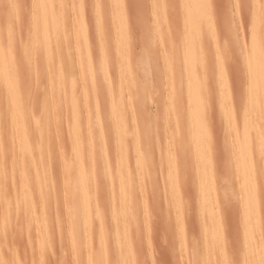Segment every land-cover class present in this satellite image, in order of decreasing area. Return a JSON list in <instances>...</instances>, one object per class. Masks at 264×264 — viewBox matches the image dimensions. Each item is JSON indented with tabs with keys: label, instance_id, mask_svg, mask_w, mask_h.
<instances>
[{
	"label": "rangeland",
	"instance_id": "374dc122",
	"mask_svg": "<svg viewBox=\"0 0 264 264\" xmlns=\"http://www.w3.org/2000/svg\"><path fill=\"white\" fill-rule=\"evenodd\" d=\"M95 1L46 0L41 5V0H0L2 45H6L8 39L14 45L12 49L14 47L15 53L20 51L22 55L25 50L28 54H23L19 59L15 57L18 66L23 65L18 71V78L28 74V77L24 76L20 80L21 87L25 89L21 88L20 93L25 91L23 96L26 94L25 100L20 99L26 101L21 105L26 104L23 109H26L29 119H38L39 114L35 112L45 109L39 119L45 117L50 129L48 135H60L53 139L48 136V141L56 143V149L54 145L44 148V153L48 149L50 157L54 153L53 159L49 158L50 163L62 157L59 161L62 163L56 162V165L59 163L62 166L65 163L66 169L62 166L65 171L56 169L60 167L55 163L50 164L53 168L55 166L57 175H52L54 172L50 167L53 181L58 186V182L64 183L60 181L64 175L60 173L62 170L68 183L65 186H70L71 179L78 175L74 160V154L78 153L82 160L81 166L85 169L82 173L85 179L81 181L83 178L80 177V183L74 181L76 185L81 184L92 190L90 194L95 199L96 190L97 193H103L107 186L109 199L113 200H110L113 206L109 205L112 207L111 215L117 217L113 216L115 220L122 217L117 222L120 226L115 227L111 223V227H120V231L125 227V241L133 264H156L158 258L170 264H196V261L201 264H228L235 257L247 264H264V106L260 102L264 103V89H261L264 87V53L259 52L264 51V12L260 9V0H207L209 3L197 0L199 3L192 2V8L188 4L191 1L187 0H181L183 4L180 0H170V4L168 0H118V3L117 0H99L101 3L97 0L96 3L101 4L99 8L102 15L99 8H96L98 13L93 8ZM12 2L22 4L23 7L4 6ZM242 2L243 7L236 6ZM198 5L200 9L195 8ZM204 5L210 7L211 12ZM40 8H43L42 13ZM187 8L194 12L191 13V9L188 11ZM42 15L57 35V39L53 35L58 44L56 47L54 42L51 43L49 52L52 50L53 53L48 55L52 54L49 60L46 59L47 54L44 56L46 52L43 53L37 34L38 21ZM255 34L260 35L257 37ZM36 49V55L41 51L38 56L34 52ZM254 55L257 57L254 58ZM44 59L49 62L45 63L51 72L45 68L47 64L43 62L41 65ZM23 60H27L28 73L24 69ZM36 63L38 67L39 64L43 66V72ZM21 68L26 72H22ZM60 70L63 80L60 82L59 97L54 85ZM39 73L42 75L37 76ZM254 75L260 79H254ZM35 80L43 95L37 90ZM46 92L47 98L41 97L42 101L40 96L45 97ZM58 97L61 101H58ZM59 103L60 109L57 108ZM255 103L262 106L258 107L260 110L255 107ZM71 106H74V114ZM3 108L2 104L1 111ZM257 109L261 111L260 114H257ZM51 112L56 113V117ZM48 118L52 119L51 122ZM56 119H59L57 123L54 122ZM51 124L58 127V132L54 131ZM76 133L79 140H75ZM58 140L63 142V146L62 142L58 146ZM74 143L77 146L79 144V147ZM240 146L245 148L240 150ZM59 149L58 155L61 156L57 155ZM243 150L246 154L243 159L252 158L248 165L250 181L258 183L256 189L259 187L263 190L262 193L255 189L256 197L261 198L256 206L252 205L255 203L252 192L244 191L246 182L243 184L244 175L238 170L241 169L240 154ZM8 155L10 158L6 155L7 164L4 161L7 167L13 162L17 170L25 165L22 164L23 160L20 164L13 159L14 156ZM7 176L0 177V183L7 181V184L4 182L6 186L3 187V183L0 185V264H17V261L30 264L33 260L31 255L29 257L31 250L28 244L35 240L34 229L24 220L25 217L15 214L14 199L18 195V187L12 176ZM97 178L101 179L99 184ZM56 184L55 191H45L47 194L43 192V195L49 194L50 200L54 193L60 191ZM122 189H126V194L131 198L127 195L120 202L118 191ZM257 191L262 193L261 196ZM61 195L59 198L57 193L54 200L52 198L51 204L56 198L59 200L54 202V209H50L52 205L49 202L50 213L46 212V215L48 213L51 216L47 219L54 249L52 246L48 249V254L43 258L45 263L41 264L56 258L55 262H60L63 257L65 264H81L79 257L71 252V228L66 230L71 221L69 216L66 217L71 210L70 203V209H65L67 205L63 206L65 197H62L65 191ZM65 196L70 201L69 195ZM99 208L102 206L99 205ZM54 215H60V220ZM106 215V221L109 222L112 217ZM92 224L94 231H97L94 226L96 221ZM125 224L130 228L127 227L128 231ZM27 226L31 231L26 230ZM94 234L93 246L97 242V234ZM54 236L56 239L62 238L61 244ZM111 252L109 259L113 256ZM80 257L84 259L82 255ZM111 259L109 262H112Z\"/></svg>",
	"mask_w": 264,
	"mask_h": 264
},
{
	"label": "bare ground",
	"instance_id": "6f19581e",
	"mask_svg": "<svg viewBox=\"0 0 264 264\" xmlns=\"http://www.w3.org/2000/svg\"><path fill=\"white\" fill-rule=\"evenodd\" d=\"M97 1V0H96ZM96 1H95V3H96ZM110 1V0H109ZM155 1V0H154ZM172 1V0H171ZM187 1H191V2H189L188 4H190L189 6L191 7V5H192V2H197V0H187ZM205 2L207 1V0H204ZM43 2H46V0H41V5L42 4H44ZM100 1L98 0V3H99ZM155 2H159V0H156ZM164 2V1H163ZM166 2V1H165ZM180 2H182L181 0H180ZM200 2H202V1H200ZM204 2V3H205ZM255 2V1H254ZM101 3V2H100ZM109 3V2H108ZM117 3H118V0H117ZM119 3H120V1H119ZM124 3V2H123ZM167 3V2H166ZM168 3L170 4V0H168ZM197 3H199V2H197ZM204 3H200L201 5L202 4H204ZM207 3H209L208 1H207ZM206 3V4H207ZM156 4V3H155ZM158 4H160V3H157V5ZM169 4H167V6L169 5ZM171 4H172V2H171ZM182 4H183V2H182ZM101 5V4H100ZM163 5H164V3H163ZM187 5V4H186ZM197 5V4H196ZM207 5H209V4H207ZM207 5H206V7H205V5L203 6V7H205L206 9H208L209 10V8H207ZM253 5V4H252ZM255 5V4H254ZM118 6V5H117ZM123 7L125 6V3H124V5H122ZM210 6V5H209ZM109 7H111L110 5H109ZM187 7H188V5H187ZM202 7V9H203V12H204V8ZM115 8H117L116 6H115ZM165 8H166V6H165ZM164 8V9H165ZM192 8V7H191ZM191 8H187V9H189L188 11H190V9ZM195 8H198V9H200L199 8V5H198V7H195ZM42 9L43 8H40V10H41V13L43 12L42 11ZM96 9V8H95ZM117 9H119V8H117ZM116 9V10H117ZM198 9H195V10H198ZM122 10V9H121ZM124 10H125V8H124ZM167 10V9H166ZM193 9H191V13L192 12H194V11H192ZM98 11V9H96V12ZM99 11H100V14H101V8H99ZM117 11H119V10H117ZM200 10H198V12H199ZM95 12V13H96ZM182 12H183V10H182ZM197 12V11H196ZM195 12V13H196ZM206 13L208 12L207 10L205 11ZM209 12H211V10H209ZM98 13V12H97ZM119 13V12H118ZM126 13V12H125ZM200 13H201V11H200ZM112 14V13H111ZM184 14V13H183ZM102 15V14H101ZM196 15H197V13H196ZM254 15V14H253ZM112 17H113V15H112ZM253 20H255V19H253ZM258 20V19H257ZM39 22V29H38V32H37V34L39 35V40H40V44H41V47L43 48V53L44 52H46L45 53V55L44 56H46V54H47V57H46V59L47 60H49V57L50 56H52V54L48 57V55L52 52L53 53V51L51 50V52H49V48L51 49V43L52 42H54L53 44L56 46V43L58 44V42H57V40L55 41V37H53V35L55 34L56 35V33H55V30L53 29V27L52 26H49L48 24H47V22L44 20V18H43V15L41 16V18H40V20L38 21ZM256 23V22H255ZM257 27V26H256ZM37 28V27H36ZM256 29H258V28H256ZM253 31H255V30H253ZM257 32H258V30H256ZM252 32V31H251ZM8 33H10L9 31H8ZM7 33V34H8ZM30 33V32H29ZM29 33L27 34L28 36H27V38L30 36L29 35ZM254 33H256V32H254ZM37 34H35L36 36H38ZM263 34V33H262ZM258 34H255V36H257ZM260 35V34H259ZM258 35V36H259ZM8 36H9V34H8ZM35 36V37H36ZM257 36V37H258ZM262 36V35H261ZM11 37V36H10ZM9 38V37H8ZM30 38V37H29ZM28 38V39H29ZM37 38V37H36ZM262 38H263V36H262ZM6 39H7V35H6ZM11 39V38H10ZM32 39V38H31ZM56 39H57V35H56ZM251 39H253V38H251ZM15 41V40H14ZM31 41V40H30ZM37 41V40H36ZM35 41V42H36ZM59 41V40H58ZM251 41V40H250ZM256 41V40H255ZM260 41H262V39H260ZM2 42H3V40H2ZM6 42V41H5ZM34 42V43H35ZM257 42H258V44H260L261 45V42L259 43V41L257 40ZM262 43H264V41L262 42ZM5 44V43H4ZM3 44V45H4ZM40 44H38L39 46H40ZM250 44H251V42H250ZM3 45H2V43H1V40H0V87L2 88V91L1 92H3V98H2V102L3 103H1V101H0V177L2 176V178H3V176H7V175H11L12 177V179L14 180V183H15V181H16V183H17V185H16V183H15V186H17L18 187V191L16 190V187H15V190L18 192V195L16 196V199H14V211H15V214L16 215H18L19 217L20 216H23V218H24V220H26L27 221V223L29 224V226L30 227H33V229H34V238H35V240L33 241H31V242H29L30 240L28 239V242H29V246H28V248L31 250V253L29 254V252H28V254H29V257H30V255H31V258H32V260H33V262H30V264H41V263H45V261H44V257H45V255L46 254H48V249L50 250V247L52 246V249H54L53 248V245H52V242H53V238L51 237V230H49L50 229V226H49V222H48V219H47V217L49 216V217H51L48 213H47V215H46V212H49L50 211V209H52L53 208V206L55 205L54 204V202L55 201H58V200H56L55 199V201L53 202L52 201V204H51V200H52V198H53V200H54V197H56V194L58 193V196L59 195H61V193H62V195H64V191H65V195H69V198H70V201H68V196H67V199H66V196L64 195V196H62V197H65V199H64V201H63V206H66L65 207V209H70V207H71V210H70V212H69V214H66L67 216V218H68V216H69V218L68 219H70L71 218V221H69V223H70V225L67 227V229L66 230H68V228L70 227L71 228V230L69 229V233H70V236H71V248H72V251L71 252H73V254L74 255H76L77 257H79V263H81V264H112V262H115V261H120V264H133L132 262H131V254L129 253V251H128V249H127V242L125 241V231H123L124 229H125V225H123V227L124 228H122V231H120L121 230V228H120V230H119V228H113V227H111V223L113 224L114 223V225L113 226H115V227H117V225H119L118 223H119V218H120V216H119V218L118 219H116L115 220V218H117V217H115L113 214L111 215V213H112V207H110L109 205H111L112 204V202L110 203V200H112V199H109V196H108V192H110V191H108L107 190V186H105V188H104V192L102 193H100V192H98L97 193V190H96V193H94L95 191H93V193L95 194V195H97L96 196V199L94 198L95 196L94 195H92L91 196V192H92V190L90 191L89 189H86V188H84L83 187V185H81V184H79V185H76V181H74V180H77V183H80L78 180H80V177H82V173H83V171L85 170L82 166H81V164H82V160H81V157L79 156V155H77L76 153L74 154V156H75V158L76 159H74L75 160V163H76V167H77V176L75 177V178H72L71 179V184H70V186L68 187V186H65V183L67 182V180H65L64 178H66L65 177V172H62V170L63 171H65L64 169H62V166L64 167L65 165V163H63V165L62 166H59L58 164L59 163H62V162H59L62 158L61 157H59V158H61V159H59V161H58V158H56V156L60 153V149L57 151L58 153H57V155L55 156V158L57 159L56 160V162H59V163H57V165L60 167V168H56V169H62L61 170V172L60 173H62V175L64 176H61L62 177V180H60V181H64V183L63 182H61L62 184H60V182H58V184H59V186L56 184V182H54L53 181V178H52V176H51V174H52V171L54 172V174H52L54 177H56L55 176V174H56V170L54 169L55 168V166H54V168H53V166H50V164H54L55 163V165H56V162H55V159L54 160H51V161H54V163L53 162H51L50 163V160H49V158H52V156L54 157V153H51L52 151V148H50L49 150H50V153L52 154V156L50 157V154H49V151H48V149L46 150L47 152H45L44 153V148L46 147L47 148V146H50V147H52V145H54V149H56L55 148V145H56V143H54L52 140H51V142L50 141H48V139H49V137L48 136H50V138H52L53 139V137L56 135V133L54 134V136L53 137H51V134L50 135H48L49 133V131L48 130H50V129H48V125H46V119H45V117H41V119H39L40 118V116H41V112H43V111H45V109L43 110L42 108H41V106H43V104L40 106V108H41V112L39 113H37V112H35V114H39V117H38V119L36 118H33V119H29V116L27 115V113H26V109H23L24 108V106H26V104L25 105H21V103H23L24 104V102H26V101H21V100H25V95L26 94H24V96H23V93L25 92V91H23V90H25L23 87H21L22 86V81H21V83H20V80L22 79V78H24V76H27L26 74L25 75H23V77L21 78L20 77V79L18 78L19 77V72L18 71H20V67H23V65L22 64H20V65H22V66H18V63H17V61H16V58H21L22 57V55L24 54V56H27L28 54L26 53V51L24 50L22 53V55H20V51H17L18 52V54L17 53H15L14 51V47H13V49H12V46H14L12 43H10V41H8V39H7V43H6V45H4V46H6V47H3ZM256 45V44H255ZM254 45V46H255ZM55 46H53V48L55 47ZM59 46V45H58ZM258 47H260L259 45H257ZM263 46V45H262ZM10 47H11V49H10ZM15 47H16V45H15ZM20 47V46H19ZM23 47L25 48V46L23 45ZM35 47H37V44H36V46ZM57 47V46H56ZM55 47V48H56ZM40 48V47H39ZM38 48V49H39ZM254 48H256L257 49V47L255 46ZM59 48H57L56 50H58ZM248 49H250V46H249V48ZM256 49H254V50H256ZM261 50H262V47L260 48ZM19 50V49H18ZM26 50H28V48L26 47ZM40 50V49H39ZM38 50V51H39ZM251 50H253V49H251ZM264 50V49H263ZM13 51V52H12ZM36 51H37V49L34 51L35 52V55H36ZM246 51H248V50H246ZM257 51V50H256ZM258 51H259V48H258ZM39 52H41V51H39ZM39 52L37 53V55L36 56H38L39 55ZM48 52V53H47ZM259 52H261V53H264V51H259ZM14 53H15V56H14ZM27 55H26V54ZM57 53V52H56ZM255 53V52H254ZM253 53V54H254ZM258 53V52H257ZM16 54L18 55V56H16ZM29 55H30V53H29ZM258 55V54H257ZM56 56H58V54L56 55ZM248 56V55H247ZM264 56V55H263ZM262 56V57H263ZM16 57V58H15ZM29 57V56H28ZM251 57V56H250ZM249 57V58H250ZM252 57H253V55H252ZM252 57H251V59H252ZM257 57V56H256ZM255 57V55H254V58H256ZM259 57V56H258ZM44 58V57H43ZM253 58V59H254ZM17 59V60H18ZM34 59V58H33ZM46 59H44V61H42V64H41V62L39 61V63L41 64V65H43V62L45 63V62H47L48 64H49V62L48 61H46ZM258 59H260V57L258 58ZM22 60V59H21ZM35 60V59H34ZM38 60V58L36 59V61ZM27 60H23V62L22 63H24V65H25V67L27 66L28 67V65H26V62ZM249 61H251L250 59H249ZM262 61H264L263 59H262ZM252 62V61H251ZM258 62V61H257ZM30 63V62H29ZM38 63V64H39ZM47 63H45V64H47ZM255 63V62H254ZM34 64H35V61H34ZM39 64V67H38V65H37V63H36V65H37V67L39 68V70H41V72H43L44 70H42V67H41V65ZM47 64V65H48ZM250 64V63H249ZM248 64V65H249ZM260 64H261V62H260ZM35 65V66H36ZM45 66V68L47 67H49V65L48 66ZM54 65V64H53ZM253 65V64H252ZM257 65V64H256ZM261 65H263V62H262V64ZM57 66V65H56ZM245 66V65H244ZM27 67L26 68H24V69H26L27 70ZM31 67V66H30ZM36 67V68H37ZM55 67V66H54ZM58 67V66H57ZM250 67V66H249ZM248 67V68H249ZM255 67L256 66H254V71H255ZM261 67V66H260ZM19 68V69H18ZM46 68V69H47ZM51 68H53V66L51 67ZM258 69H259V67H257ZM262 68V67H261ZM18 69V70H17ZM22 69V68H21ZM24 69H22L23 71L22 72H24ZM45 69V70H46ZM38 70V69H37ZM48 71L50 70V68L49 69H47ZM250 71H251V69H250ZM258 71V70H257ZM26 72V71H25ZM24 72V73H25ZM49 72H51V71H49ZM58 72H60V74L58 75L57 74V82H56V84L54 85V86H56V95H60V90H61V88H60V86H61V84H60V82L63 80V76L61 75V70L60 71H58ZM27 73H28V70H27ZM251 73H252V71H251ZM254 73V72H253ZM252 73V74H253ZM263 73H264V71H263ZM44 74V73H43ZM48 74H51V73H48ZM47 74V75H48ZM248 74H250L249 73V69H248ZM252 74H251V76H252ZM258 74V73H257ZM42 74L41 73H39V75H37V76H41ZM46 75V74H45ZM261 75H262V72H261ZM28 77V76H27ZM26 78V77H25ZM249 78V77H248ZM257 79L258 78V80L260 79L259 78V76L258 77H255V75H254V79ZM35 79H37V77L35 78ZM49 79H51V77L49 78ZM48 79V80H49ZM251 79H253V78H251ZM28 80V79H27ZM27 80H25V81H27ZM249 80V79H248ZM257 80V81H258ZM24 81V82H25ZM38 82L40 81V79L39 80H37ZM54 81V83H55V80H52L51 82H53ZM251 81V80H250ZM262 81V80H261ZM35 82H36V80H35ZM38 82H36L37 84H36V86L38 85ZM251 82H249L248 84H250ZM261 83V82H260ZM26 84V83H25ZM28 84V83H27ZM49 84H52V83H50L49 82ZM263 84V83H262ZM29 85H30V83H29ZM251 85V84H250ZM54 86H53V90H55L54 89ZM264 85H262V87H263ZM48 87H50V85L48 86ZM252 87V86H251ZM255 87V86H254ZM261 87V86H260ZM1 88H0V90H1ZM23 89V90H21V91H23V93L21 92L20 93V89ZM39 85L37 86V90L39 91V93H43V91L42 92H40V90H39ZM256 88H258V87H256ZM255 88V90H258V89H256ZM26 89L28 90V88L26 87ZM249 89H250V87H249ZM261 89H264V87L263 88H261ZM261 89L259 90V91H261ZM251 90V89H250ZM254 90V89H253ZM255 90H254V94H255ZM47 91V90H46ZM50 91V90H49ZM252 91V90H251ZM0 92V93H1ZM51 92H53V91H50V93ZM47 93L48 92H46V95H44L45 97H43V96H40L41 94H38L39 96H40V99L43 101V99L45 98H47ZM49 93V94H50ZM62 93H63V90H62ZM253 93V92H252ZM21 94H22V96H23V98H21L22 96H21ZM44 94H45V92H44ZM53 94H54V92H53ZM52 94V95H53ZM251 94V93H250ZM260 94H261V92H260ZM262 94H263V91H262ZM43 95V94H42ZM55 95V94H54ZM54 95H53V97H54ZM251 95H253V94H251ZM39 96H38V98H39ZM254 96V95H253ZM255 96H256V94H255ZM43 99H42V98ZM50 97V96H49ZM57 97V96H56ZM60 97V96H59ZM58 97V98H59ZM261 97V96H260ZM254 98V97H253ZM263 98V97H262ZM262 98H261V100H262ZM21 99V100H20ZM51 99H52V97H51ZM252 99V98H251ZM40 100V101H41ZM254 100H256V97H255V99ZM254 100H253V102H254ZM21 101V102H20ZM37 101H39V99L37 100ZM39 101V102H40ZM52 101V100H51ZM55 101V102H54ZM58 101H61L60 100V98H59V100ZM73 101V104H75L74 103V100H72ZM72 101H71V104H72ZM251 101V100H250ZM257 101V100H256ZM255 101V102H256ZM39 102H37L36 104H38ZM53 102L54 103H56V100H54V98H53ZM53 102H50V104L52 103L53 104ZM260 102H262L261 104H262V106H264V103H263V101H260ZM61 103V102H60ZM60 103H59V107H57L58 109H60ZM257 103V102H256ZM254 104L255 105V107H260V106H258V104ZM2 104H3V106H4V108H3V111H1V108H2ZM51 104V105H52ZM243 105H244V103H242ZM250 104H252V103H250ZM45 105H47L46 103H45ZM44 105V106H45ZM56 105H57V103H56ZM253 105V106H254ZM257 105V106H256ZM21 106H23V107H21ZM43 106V107H44ZM75 106V105H74ZM74 106H71V110L73 111L74 109H73V107ZM261 106V107H262ZM50 107V106H49ZM49 107H45V108H49ZM55 107V106H54ZM54 107H53V109H54ZM249 107H251V106H249ZM255 107L253 108V109H255ZM27 108V107H26ZM30 108V107H29ZM62 108V107H61ZM259 110L261 109V108H258ZM258 109L256 110V111H258ZM5 110V111H4ZM55 110H57V109H55ZM50 110H48L47 111V114H48V112H49ZM51 111H52V107H51ZM61 111V110H60ZM259 112V111H258ZM257 112V114H260V112L258 113ZM262 112H264V109L262 110ZM58 113H60L59 112V110H58ZM62 113V112H61ZM73 114H74V111L72 112ZM256 113V112H255ZM42 114H44V113H42ZM47 114H45L46 116H47ZM51 114L53 115V117H56V115L54 116V114H56V113H52L51 112ZM253 114V113H252ZM256 114V115H257ZM264 114V113H263ZM31 115H33V113L31 114ZM36 115V116H37ZM44 115V116H45ZM262 115V114H261ZM35 116V115H34ZM35 116V117H36ZM59 116H60V114L58 115V118H59ZM233 116V115H232ZM231 116V117H232ZM48 117V116H47ZM52 117V116H51ZM50 117V118H51ZM50 118H48L49 120H50ZM256 118V116H255V114H254V119ZM43 119H45L44 121H41V120H43ZM55 118H53V120H54ZM232 119V118H231ZM261 119V118H260ZM52 120V119H51ZM51 120H50V122H51ZM57 120H59V119H56L54 122H56ZM255 120H257V119H255ZM3 121H5L4 123H3ZM49 122V123H50ZM54 122H52V123H54ZM58 122V121H57ZM56 122V123H57ZM243 122H244V120H243ZM257 122V121H256ZM47 123H48V120H47ZM3 124H4V126H3ZM257 124V123H256ZM259 124V123H258ZM257 124V125H258ZM31 125H32V129H31ZM52 125V124H51ZM245 125V124H244ZM255 125V124H254ZM257 125H256V127H257ZM48 126V127H47ZM53 126V125H52ZM4 127H5V130H3L4 129ZM51 127V126H50ZM54 127V131H56V132H58L57 131V128H55V126H53ZM246 128V127H245ZM75 129V128H74ZM258 129H259V127H258ZM59 130V129H58ZM51 132V131H50ZM259 133V132H258ZM59 135V133H57V136ZM259 136H260V134H258ZM257 135V136H258ZM56 136V137H57ZM60 136V135H59ZM58 136V137H59ZM78 133H76V137H75V140L78 138ZM56 137H54V138H56ZM74 137V136H73ZM60 139V138H59ZM50 140V139H49ZM62 140V139H61ZM78 140H79V138H78ZM77 140V141H78ZM59 141V140H58ZM76 141V142H77ZM51 144H50V143ZM52 142H53V144H52ZM55 142H57V141H55ZM60 142H62V141H59V142H57V144L59 143V145L58 146H60ZM49 143V144H48ZM78 143V142H77ZM48 144V145H47ZM74 145H75V143H74ZM62 146H63V142H62ZM76 147H79V144H78V146L77 145H75ZM57 147V146H56ZM243 146H240V150H241V148H242ZM58 148V147H57ZM245 148V146L242 148V149H244ZM79 150V149H78ZM75 151H77V150H75ZM237 151H238V153H240V151L237 149ZM243 152H244V150H243ZM242 152V154H240V157H241V162H240V164H241V169H238L239 171L241 170V172L243 173V178L244 179H246L245 181H244V179H243V184L245 183V188H244V191L245 192H252L251 194L253 195L252 196V200L255 202L254 204H252L253 206H256L258 203H257V201H258V199H261V198H258V197H256V191H255V189H256V187H257V184L258 183H256L255 181H250V176L248 175V171L250 170L249 168H248V165H249V163L251 162V157H249L248 159H243L245 156H246V154H245V152L243 153ZM8 154H11V156H14V160L15 161H18V162H20V164H21V160H23V162H22V164H24L25 163V165L24 166H26V168L24 167V166H22L20 169H18L17 170V166H15V164H14V162L9 166V167H7V162H6V155L9 157L10 155H8ZM55 154H56V151H55ZM63 154V153H62ZM238 155V154H237ZM260 155V154H259ZM58 156H61V154L60 155H58ZM73 156V155H72ZM239 156V155H238ZM10 158V157H9ZM74 158V157H73ZM53 159V158H52ZM20 160V161H19ZM64 160V159H63ZM6 162V164H5V162ZM240 161V160H239ZM16 163V162H15ZM10 164V162H8V165ZM19 163H17L16 165H18ZM19 164V165H20ZM239 164V163H238ZM240 164H239V167H240ZM56 165V166H57ZM13 166H15L14 168H16V172H15V169L13 168ZM50 167H52L53 169H51L50 170ZM67 167V166H66ZM65 168V167H64ZM66 169V168H65ZM55 170V171H54ZM51 171V172H50ZM60 171V170H59ZM69 171V170H68ZM93 171V170H92ZM67 172V171H66ZM96 173V172H95ZM99 173V172H98ZM97 173V174H98ZM240 173V172H239ZM57 174L58 175H61V174H59L58 173V171H57ZM88 174V173H87ZM104 174V173H103ZM96 175V174H95ZM100 175V174H99ZM238 175H240V174H238ZM27 176L29 177L28 179L30 180H28L27 179ZM87 176V175H86ZM98 176V175H97ZM8 177V176H7ZM59 177V176H58ZM99 177H101V176H99ZM240 177V176H239ZM249 177V178H248ZM60 178V177H59ZM83 179H81V181L82 180H84L85 178L84 177H82ZM88 178V177H87ZM92 178H94L93 177V174H92ZM109 178H110V176H109ZM108 177H107V179H109ZM261 178V177H260ZM11 179V180H12ZM61 179V178H60ZM67 179V178H66ZM89 180H90V177L88 178ZM98 180H99V178H97ZM104 179V178H103ZM262 179V178H261ZM11 180H10V182H11ZM87 180V179H86ZM89 180H88V182H89ZM101 180V179H100ZM100 180L99 181H96L98 184H99V182H100ZM263 180V179H262ZM109 181H110V179H109ZM248 181L250 182V183H248ZM5 182V181H4ZM4 182H2L3 184H4ZM7 182V181H6ZM5 182V183H6ZM87 182V181H86ZM94 182V181H93ZM105 182V181H104ZM103 182V183H104ZM254 182V183H253ZM2 183H0V185L2 186ZM54 183L57 185V187L56 188H58V190H60L61 191V193L59 194V192L60 191H58L56 194L54 193V197L52 196L51 197V200H50V196H49V194L48 195H43V192H44V194L47 192H49V193H51L53 190L55 191V186H54ZM83 183V182H82ZM102 183V185H104ZM110 183V182H109ZM7 184V183H6ZM6 184H4L3 185V187L4 186H6ZM67 185H68V183H66ZM87 184L88 183H86V186H87ZM91 184V183H90ZM94 184V183H93ZM97 184V185H98ZM106 184V183H105ZM81 185V186H80ZM96 185V184H95ZM96 185V186H97ZM33 187V189H30V187ZM74 186H78L79 188L77 189V188H75ZM67 188V190H66V188ZM98 189V188H97ZM101 189V188H100ZM110 189V188H109ZM126 189H122V190H119L118 191V200H120V202H121V200L123 201L125 198H126V196L128 195V197H130L129 196V194H126V191H125ZM223 190V189H222ZM256 190H260L259 189V187H258V189H256ZM31 191H33V193L35 194L34 196L35 197H33L32 195L33 194H31L32 192ZM46 191V192H45ZM99 191H101V190H99ZM68 192V194H66ZM227 192V191H226ZM260 192H262L263 193V190L261 191L260 190ZM46 193V194H47ZM92 193V194H93ZM127 193H129L128 191H127ZM257 193H259L258 191H257ZM262 193H259L258 195H260V194H262ZM223 195V194H222ZM100 196V197H99ZM261 196V195H260ZM263 196V195H262ZM61 197V200L63 199ZM91 197H93V198H91ZM98 197V198H97ZM59 198H60V196H59ZM131 198V197H130ZM224 198V197H223ZM91 199V200H90ZM92 199H94L93 201H92ZM228 199V198H227ZM60 200V201H61ZM65 200H66V202H65ZM90 200V201H89ZM68 201V202H67ZM98 201H101V202H98ZM113 201V200H112ZM49 202H50V206L52 205V207L50 208V209H48L49 207ZM92 202V203H91ZM143 202V201H142ZM56 203H58V202H56ZM65 203H67V204H65ZM70 203V207H68L69 204ZM114 203V202H113ZM119 203V202H118ZM215 203V202H214ZM145 204V203H144ZM59 205V204H58ZM60 205H62V204H60ZM99 205L100 206H102V210L99 208ZM112 206H113V204H112ZM68 207V208H67ZM48 209V210H47ZM54 209V208H53ZM101 210V211H100ZM105 212V213H104ZM25 213V214H24ZM50 213V212H49ZM103 213V214H102ZM22 214H24V215H22ZM105 214H109V215H111V217H112V219H110L109 220V222L108 221H106V219L107 218H105V217H107V215L105 216ZM108 215V216H109ZM57 217L58 218V216H60V215H54V217ZM115 218H114V217ZM121 216H123L122 214H121ZM126 216V215H125ZM48 217V218H49ZM53 217V218H54ZM62 217V216H61ZM110 217V216H109ZM124 217V216H123ZM22 218V219H23ZM122 218V217H121ZM120 218V219H121ZM22 219H21V221H22ZM59 219V218H58ZM63 219V218H62ZM56 220V218L54 219V221ZM60 220V219H59ZM124 220H125V217H124ZM20 221V220H19ZM53 221V220H52ZM94 221H96V225L94 224V226L97 228V231L95 230L94 231V228L91 226V225H93L92 223H94ZM116 221V222H115ZM122 222L121 223H123V220H121ZM118 222V223H117ZM51 223V222H50ZM59 223V222H58ZM57 223V224H58ZM61 223V222H60ZM65 223V222H64ZM125 223H126V221H125ZM31 224H33V226H31ZM52 224V223H51ZM116 224V225H115ZM124 224V223H123ZM129 224V223H128ZM130 224H132L131 222H130ZM54 225H56V221L54 222ZM60 226V225H59ZM58 226V227H59ZM120 226V225H119ZM30 227H28L27 226V231H31V228ZM55 227V226H54ZM121 227H122V225H121ZM128 226L126 225V231H128L129 229L127 228ZM136 227V226H135ZM28 228H30V230H28ZM60 229V228H59ZM61 229H63V227L61 228ZM65 229V228H64ZM63 229V230H64ZM128 229V230H127ZM133 229H135V228H133ZM24 231V230H23ZM65 231V230H64ZM57 232V231H56ZM61 232V231H60ZM59 231H58V233H60ZM94 232L97 234V238H96V246L94 245L93 246V236L95 235L94 234ZM134 232H135V230H134ZM52 233H54V234H56L54 231L52 232ZM62 233V232H61ZM130 233H131V231H130ZM18 234V233H17ZM66 233H64V235H65ZM32 235V234H31ZM31 235H29V236H31ZM57 235V234H56ZM63 235V236H64ZM68 235V234H67ZM18 236H19V234H18ZM23 236V235H22ZM33 238V237H32ZM31 238V239H32ZM54 238H55V236H54ZM61 238V237H60ZM60 238L59 239H56L59 243H60ZM62 239V238H61ZM64 239V238H63ZM129 240V239H128ZM70 241V240H69ZM68 241V242H69ZM35 242V243H34ZM57 242V243H58ZM63 242H65L66 243V241H64L63 240ZM129 242V241H128ZM55 243V242H54ZM127 243V244H126ZM32 244V245H31ZM33 244L35 245V247L34 248H32V246H33ZM61 244V243H60ZM117 244H120L119 246L117 245ZM129 244H131V243H129ZM63 245H64V243H63ZM66 245H68V244H66ZM65 245V246H66ZM113 245H117L118 247H113ZM64 246V247H65ZM70 246V245H69ZM63 247V248H64ZM95 247H96V249H95ZM67 248V247H66ZM65 248V249H66ZM71 248H69V249H71ZM27 249V248H26ZM57 249V248H56ZM59 249H60V247H59ZM64 249V250H65ZM30 250H27V251H30ZM53 251V250H52ZM61 251H62V249H61ZM112 251V252H111ZM66 253H67V251H65ZM70 252V251H69ZM110 252L112 253L111 255H113L112 257H110V259L112 260V262H109V256H110ZM131 252V251H130ZM52 253V252H51ZM62 253V252H61ZM26 254H27V252H26ZM27 254V255H28ZM62 254H64V253H62ZM61 254V255H62ZM49 255H51V254H49ZM66 255V254H65ZM83 256L84 257V261L85 262H82L83 260L81 259V257L80 256ZM26 256V255H25ZM52 256V255H51ZM59 257V256H58ZM66 257H68V256H66ZM65 257V261H66V258ZM74 256L72 255V258H73ZM82 257V258H83ZM133 257V256H132ZM51 258V257H50ZM64 258V257H63ZM61 259V261L60 262H58V260H57V262L59 263V264H65L64 263V259ZM130 258V259H129ZM135 258V257H134ZM57 259V258H56ZM55 259V260H56ZM59 259H60V257H59ZM69 259V258H68ZM71 259V258H70ZM69 259V260H70ZM75 259V258H74ZM48 260V259H47ZM55 260H53V261H55ZM68 260V261H69ZM82 260V261H81ZM20 262H22V264H23V261H20ZM46 262H48V261H46ZM77 262H74V264H76ZM17 264H21V263H18V261H17ZM26 264V263H25ZM67 264H68V262H67ZM70 264H72V263H70ZM78 264V263H77Z\"/></svg>",
	"mask_w": 264,
	"mask_h": 264
},
{
	"label": "snow or ice",
	"instance_id": "6c2138e0",
	"mask_svg": "<svg viewBox=\"0 0 264 264\" xmlns=\"http://www.w3.org/2000/svg\"><path fill=\"white\" fill-rule=\"evenodd\" d=\"M5 7H10V8H22L23 5L22 4H19V3H16V2H12V3H8L6 5H4ZM101 5L98 4V3H94L93 4V8H99ZM236 6H239V7H243V2L240 4V5H236ZM260 9L262 12H264V0H260ZM47 264H58V262H55V261H49L47 262ZM112 264H120V261H115V262H112ZM156 264H170L169 261H166L164 259H160L158 258L157 261H156ZM196 264H201L200 261H196ZM228 264H247L246 261H243L241 260L239 257H235L233 259H231Z\"/></svg>",
	"mask_w": 264,
	"mask_h": 264
}]
</instances>
